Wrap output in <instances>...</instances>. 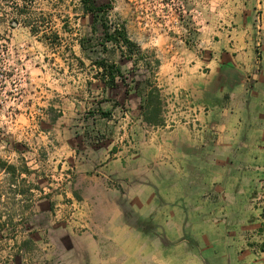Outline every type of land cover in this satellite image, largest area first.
I'll return each instance as SVG.
<instances>
[{
	"label": "crops",
	"instance_id": "crops-1",
	"mask_svg": "<svg viewBox=\"0 0 264 264\" xmlns=\"http://www.w3.org/2000/svg\"><path fill=\"white\" fill-rule=\"evenodd\" d=\"M248 4L201 19L198 50L80 59L95 119L61 204L73 218L47 229L72 264H264V0ZM187 100L201 133L165 126Z\"/></svg>",
	"mask_w": 264,
	"mask_h": 264
},
{
	"label": "rangeland",
	"instance_id": "rangeland-1",
	"mask_svg": "<svg viewBox=\"0 0 264 264\" xmlns=\"http://www.w3.org/2000/svg\"><path fill=\"white\" fill-rule=\"evenodd\" d=\"M248 1L93 0L89 12L81 0H0V264H72L47 229L73 218L61 204L78 179L80 126L95 119L74 74L92 69L81 58L113 55L105 27L152 60L155 49L198 50L201 19Z\"/></svg>",
	"mask_w": 264,
	"mask_h": 264
},
{
	"label": "built area",
	"instance_id": "built-area-1",
	"mask_svg": "<svg viewBox=\"0 0 264 264\" xmlns=\"http://www.w3.org/2000/svg\"><path fill=\"white\" fill-rule=\"evenodd\" d=\"M206 113L207 110L204 107H199L191 100H187L183 106L177 107L174 111L164 110L165 126L185 125L189 126L193 133H201L206 128V124L199 120V116Z\"/></svg>",
	"mask_w": 264,
	"mask_h": 264
},
{
	"label": "trees",
	"instance_id": "trees-1",
	"mask_svg": "<svg viewBox=\"0 0 264 264\" xmlns=\"http://www.w3.org/2000/svg\"><path fill=\"white\" fill-rule=\"evenodd\" d=\"M84 5L85 10L94 12L95 8L93 7V0H81ZM109 7V5H107ZM104 35L107 36L108 39L113 40L115 43H122L127 46L128 50L131 51L133 47L136 45L129 40L124 30L119 31L115 30L112 34L108 35V29L105 27ZM102 67L103 71L109 76L110 80H113L114 74L117 73V70L114 68L113 65H109L104 62H98ZM7 168L14 170V166L8 165Z\"/></svg>",
	"mask_w": 264,
	"mask_h": 264
}]
</instances>
